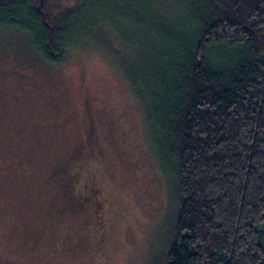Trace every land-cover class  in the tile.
I'll list each match as a JSON object with an SVG mask.
<instances>
[{
	"label": "trees",
	"instance_id": "16d2710c",
	"mask_svg": "<svg viewBox=\"0 0 264 264\" xmlns=\"http://www.w3.org/2000/svg\"><path fill=\"white\" fill-rule=\"evenodd\" d=\"M132 1L80 0L55 17L0 0V29L28 32L50 61L102 38L132 66L178 207L164 264H264V0H172L174 22Z\"/></svg>",
	"mask_w": 264,
	"mask_h": 264
},
{
	"label": "rangeland",
	"instance_id": "374dc122",
	"mask_svg": "<svg viewBox=\"0 0 264 264\" xmlns=\"http://www.w3.org/2000/svg\"><path fill=\"white\" fill-rule=\"evenodd\" d=\"M79 1L32 3L56 7L57 17ZM142 1L151 17L174 22L177 15L172 11L177 7L172 0ZM132 3L137 10L142 6L139 0ZM126 23L136 37L141 25L132 18ZM99 31V36L111 37L108 29ZM93 39L70 46L50 61L37 54L28 32L0 29V264L165 262L178 213L175 193L162 171L147 110L129 75L132 66L126 67L124 56L111 54L104 39ZM81 83L89 91L99 144L107 152L100 173L109 214L104 223L98 208L94 238L92 211L86 204L69 206L60 185L76 189L90 172L77 170L73 184L62 179L61 170L53 172L81 136ZM91 150V159H86L93 162ZM37 229L43 230L41 244L31 249L30 235Z\"/></svg>",
	"mask_w": 264,
	"mask_h": 264
},
{
	"label": "flooded vegetation",
	"instance_id": "af4514ba",
	"mask_svg": "<svg viewBox=\"0 0 264 264\" xmlns=\"http://www.w3.org/2000/svg\"><path fill=\"white\" fill-rule=\"evenodd\" d=\"M83 87L84 90L81 88V93L79 94V98L83 102L79 109V112L83 117H85V120L83 121L81 126V136L77 139L74 145L75 147H73L70 151L68 150L69 152L67 151L64 154L61 162L55 164V169L53 172H56V174H58L60 173L59 170H61L63 173L62 179H70L69 183L72 182V184L73 178L71 177L73 176L71 175V173L74 171L77 164L81 166L80 170H88L90 172L89 177L88 175L87 177L84 176L82 177V179H80V183L78 181L79 184L77 183L75 185L76 189L66 188V184L60 185L63 191H65L63 195L67 199L69 206H72L75 203L78 205L86 204L90 211H92V220L90 217V230H92V232H90V235H92L91 237L94 238L98 230V227H96V225L100 222V216L96 215L97 212H99L98 208H102L101 220L103 219L104 223L105 217L107 220V216L109 214L107 210L109 198L105 193V180L103 181V179L101 178L102 173H100L101 163L102 165H104L107 162V152L105 148H103L99 144V128H96L95 123L92 120V105L88 97L89 91L87 90V87H85V84H83ZM24 97L25 93L24 95L20 96V98ZM89 143L91 144V147L93 149V162L87 161L86 159H91L89 155L92 150L90 145H88ZM75 157L79 158L80 160L74 163L72 159ZM24 226H27V224L25 223ZM42 232V229H37L30 235L32 240L31 249H35L41 244ZM26 239L28 241V238Z\"/></svg>",
	"mask_w": 264,
	"mask_h": 264
},
{
	"label": "water",
	"instance_id": "95a60500",
	"mask_svg": "<svg viewBox=\"0 0 264 264\" xmlns=\"http://www.w3.org/2000/svg\"><path fill=\"white\" fill-rule=\"evenodd\" d=\"M43 0H41V2H42Z\"/></svg>",
	"mask_w": 264,
	"mask_h": 264
}]
</instances>
